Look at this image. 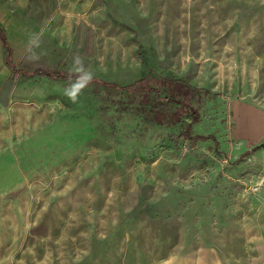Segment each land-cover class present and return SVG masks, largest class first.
I'll use <instances>...</instances> for the list:
<instances>
[{
	"label": "rangeland",
	"instance_id": "rangeland-1",
	"mask_svg": "<svg viewBox=\"0 0 264 264\" xmlns=\"http://www.w3.org/2000/svg\"><path fill=\"white\" fill-rule=\"evenodd\" d=\"M1 30L0 264H264L230 110L264 106V0H0ZM75 55L132 91L36 72Z\"/></svg>",
	"mask_w": 264,
	"mask_h": 264
},
{
	"label": "crops",
	"instance_id": "crops-1",
	"mask_svg": "<svg viewBox=\"0 0 264 264\" xmlns=\"http://www.w3.org/2000/svg\"><path fill=\"white\" fill-rule=\"evenodd\" d=\"M234 137L243 143L247 150L256 148L264 155V106L242 100L232 102Z\"/></svg>",
	"mask_w": 264,
	"mask_h": 264
},
{
	"label": "clouds",
	"instance_id": "clouds-1",
	"mask_svg": "<svg viewBox=\"0 0 264 264\" xmlns=\"http://www.w3.org/2000/svg\"><path fill=\"white\" fill-rule=\"evenodd\" d=\"M41 43L40 36L32 34L30 38V44L35 47H39ZM32 59L38 60L40 56L33 53ZM75 74V81L70 83L64 90V95L72 102L77 103L83 90L93 81L94 73L90 68L85 67L84 60L81 56L75 55L72 61V68L69 72V80L72 79V75Z\"/></svg>",
	"mask_w": 264,
	"mask_h": 264
},
{
	"label": "trees",
	"instance_id": "trees-1",
	"mask_svg": "<svg viewBox=\"0 0 264 264\" xmlns=\"http://www.w3.org/2000/svg\"><path fill=\"white\" fill-rule=\"evenodd\" d=\"M0 37H1V40H2L3 44L5 46H7V48H8V56L10 57L11 56V48L8 46L7 37H6V35H5V33H4L3 30H1V32H0ZM36 72L38 74H40V75H46V76H49V77L69 79V73L64 72V71H61V70H57V69L56 70H43V69H40L39 68V69H36ZM75 78H76L75 77V74H73L72 75V79H75ZM93 82L99 83L102 86H105V87H108V88H112V89L125 90V91H129V92L132 91L131 87L128 86V85H120V84H118L116 82L106 81V80L99 79V78H94L93 79ZM152 90L154 92H157L158 91L156 89L155 90L152 89ZM159 99H161V98H159ZM152 109L155 111L156 120L158 122H162L163 121V117H164L163 112L160 111V110H155L154 107ZM178 117H179V115L177 113H174L173 114V120H177ZM198 120H199L198 116H194L192 121H190L189 123L185 124L184 131H185L186 135L188 137H191L192 139H194L195 137H197V138H203V139L206 138V137L213 138L214 137L213 135H208V136H205V135L189 136V132L192 131L193 124L196 121H198ZM181 133L184 135V132L183 131H181Z\"/></svg>",
	"mask_w": 264,
	"mask_h": 264
}]
</instances>
